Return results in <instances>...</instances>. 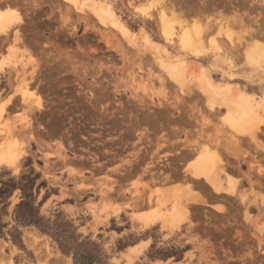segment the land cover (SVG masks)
I'll return each instance as SVG.
<instances>
[{
    "label": "rangeland",
    "instance_id": "rangeland-1",
    "mask_svg": "<svg viewBox=\"0 0 264 264\" xmlns=\"http://www.w3.org/2000/svg\"><path fill=\"white\" fill-rule=\"evenodd\" d=\"M6 10L0 149L21 157L0 175L41 174V215L80 264H264V0H0ZM185 32L201 45L183 46ZM160 60L185 67L181 84ZM199 78L246 95L257 127L236 131ZM203 153L226 164L221 194L182 178ZM166 196L189 200L186 217L166 220ZM4 221L0 264H75L33 226L16 243Z\"/></svg>",
    "mask_w": 264,
    "mask_h": 264
},
{
    "label": "bare ground",
    "instance_id": "bare-ground-1",
    "mask_svg": "<svg viewBox=\"0 0 264 264\" xmlns=\"http://www.w3.org/2000/svg\"><path fill=\"white\" fill-rule=\"evenodd\" d=\"M7 12H8V10H6L5 13L4 12L0 13V31L1 30L5 31V28L7 27V23H9V21L12 20V19H10L13 17L12 14L9 15L8 14L9 12L8 13ZM96 13H98V10ZM165 13H163V14H162V12L160 13V14H162V16H161L162 31L165 34V36H171L173 34L175 28L173 27V23L171 21H169L167 19V17L165 18V16H164ZM111 18L113 19V23L117 26V28L122 33L126 34L127 29L125 27H123L114 18V15H111ZM180 37L181 38L179 40L183 44V46H185V47L195 49V48H198L199 45H201V41H200L201 38L199 39V37H198L196 39L197 34L195 36V35L190 34L189 32H185L184 35H181ZM166 38H168V37H166ZM256 54H257L256 52L251 53L249 58L254 59L255 57H257ZM259 57L264 58V51H262L259 54ZM160 61H162L161 62L162 67H164L166 70H168L169 75L174 80L179 82V84H181L183 79H184L185 67L182 65L174 66L173 64H169V63L166 64V61H164V60H160ZM209 80L208 79L204 80L203 78H199L198 83H199V87L210 98V102H212V105L218 104V105L224 107L225 109H227V112H228L227 120L229 121L231 126L234 129H236V131L245 132L244 130H246V129L252 130V127L254 125H256L255 122H257L256 121L257 118L255 116L254 106H253L252 102L250 101V99H248L246 97V95L242 94L239 91H237L233 94L230 92V89H228V88L226 90L221 89V87L217 86L216 83L213 84V82H210ZM211 107L214 108V106H211ZM3 111H4V108H1L0 109V117H1V114L3 113ZM256 127H257V125H256ZM3 132H4V130L1 131V133H3ZM194 149H193V151L186 152L185 158H187V156L189 158V156L194 154V152L197 150V149H195V150ZM198 151L199 150H197L196 153ZM17 154L18 153H16L15 145L10 144V141H8L6 143L5 149H3V150L0 149V164H3V163L14 164V163H16V161H18L19 158L21 157L20 154L19 155H17ZM193 156L195 157V155H193ZM221 159H223V158H221ZM221 159L215 153L210 154V155L204 154V155H202V157H200L199 161L194 166H192L191 168H188L186 171L183 172L184 174H183L182 178L185 181H192V183L195 187H200L202 182L204 181L205 184H208L210 186V188L213 189L217 194H221L224 191H226L224 189L223 184H222V182H223L222 179L226 178V176H225L226 174L224 173V171L226 170V168H224V165H226V164H223ZM222 176L225 178H222ZM170 197L171 196H166V213H167L166 214V220L168 219V221H169L170 218L172 219L175 217H179V214L180 213L182 214V212H183V214L185 212V217H186V214L188 213L187 209H188V205H189V202H188L189 200H187V203L185 204L183 202V200L181 202V197H179L180 200L179 199L177 200V198H176V197H178L177 195H176V197L175 196H173L172 198H170ZM174 198H176V199L173 200ZM158 217L149 218V219H144V217H140V220H142L145 223V225L148 226V225H152V224L156 223L157 220H159V219H157ZM160 217H162V216H160ZM168 217H170V218H168ZM177 221H178V219H177Z\"/></svg>",
    "mask_w": 264,
    "mask_h": 264
},
{
    "label": "trees",
    "instance_id": "trees-1",
    "mask_svg": "<svg viewBox=\"0 0 264 264\" xmlns=\"http://www.w3.org/2000/svg\"><path fill=\"white\" fill-rule=\"evenodd\" d=\"M39 179H41V174L34 169L29 173H21L19 176L7 179H4L3 174L0 175V236L5 234L4 230L9 226V223L4 221V217H12L16 226L13 227L11 235L16 243L20 241L21 237V232L17 227L33 226L42 233L53 236L64 253L70 254L73 252L75 264H80L81 261L83 262L84 257L76 249H73L75 247L63 242V233L57 231L52 222L41 215V207L48 196H45L43 201L38 202L41 188L47 184L46 181L38 184ZM16 191H19L20 202L10 212L11 198Z\"/></svg>",
    "mask_w": 264,
    "mask_h": 264
}]
</instances>
